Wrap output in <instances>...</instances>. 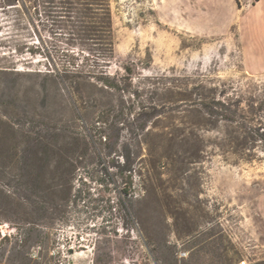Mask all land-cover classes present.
Returning <instances> with one entry per match:
<instances>
[{"label": "rangeland", "instance_id": "obj_1", "mask_svg": "<svg viewBox=\"0 0 264 264\" xmlns=\"http://www.w3.org/2000/svg\"><path fill=\"white\" fill-rule=\"evenodd\" d=\"M24 1L29 15L0 0V162L18 157L0 171V264H58L53 249L75 264H185L201 240L264 264V141L233 153L223 123L206 130L182 100L203 87L264 110V0H109L117 87L92 82L81 99L44 75L37 51L61 43L41 1ZM27 129L56 146L30 162ZM13 175L33 190L10 208Z\"/></svg>", "mask_w": 264, "mask_h": 264}, {"label": "trees", "instance_id": "obj_2", "mask_svg": "<svg viewBox=\"0 0 264 264\" xmlns=\"http://www.w3.org/2000/svg\"><path fill=\"white\" fill-rule=\"evenodd\" d=\"M39 1H41L44 14L49 20L50 30L47 31L49 37L53 39L56 37L61 43V46L52 45L51 49H47L42 45L40 50L37 51L38 55L46 61L44 75L52 77L56 82L54 84L56 87L69 94L79 96V99H81L83 89L92 82L104 89L111 90L117 87L113 78L107 72V66L113 58V35L109 0ZM235 1L238 4V1ZM13 5H20L21 9L29 15V9L24 0H17V3ZM40 42L42 43L41 40ZM79 58L82 59L80 63L77 62ZM193 93L194 99H192L190 94L182 100L191 102L195 112L202 116H207L206 121H204L206 130H217L219 129V123H223L227 135V144H231L233 153L237 149L248 151L251 141L252 143L264 141V124L261 122V116L257 117L260 112H264L262 108L255 109L253 104H251L249 106L250 110H247V112L241 107V100L229 98L225 93L217 92L214 89L201 87ZM246 112L250 113L252 118H248ZM26 131L27 133L23 134L26 138L29 137L28 133L37 135L36 138L31 140L27 138L22 147L23 152L26 149L31 152L30 162L37 160V151L39 149L45 150L50 145L56 146L55 143L50 144L40 138V135L34 130L27 129ZM100 136L102 137L104 134ZM152 152L156 153L157 150H152ZM7 159L6 162H0V171L17 164L18 157L15 152H8ZM68 159L71 160L68 157L62 162L64 168L62 175L66 177L75 168L74 163ZM152 168H156L155 163L152 164ZM67 181V178L64 179L65 187H68ZM12 182L17 184L19 182V185H22L23 192H21L22 196L19 199L7 195L4 196L9 207L29 203L33 190L29 180L16 181L13 175L7 178L6 184H11ZM131 185L132 182H130ZM1 192L3 194L0 189V197ZM37 208L39 211L44 210L42 206ZM28 218V212H26L23 219L24 223H31ZM33 230L29 228L26 232L30 235ZM39 237V234L35 233L34 242H37ZM5 238L6 236L1 238V240ZM204 241L206 240L196 243V245H199V249L191 260L185 264H199L202 255L209 256L212 264H231L234 260L239 259L237 252H234L232 256H228L227 248L221 241L212 240L207 245L201 244ZM173 263H176V260Z\"/></svg>", "mask_w": 264, "mask_h": 264}, {"label": "built area", "instance_id": "obj_3", "mask_svg": "<svg viewBox=\"0 0 264 264\" xmlns=\"http://www.w3.org/2000/svg\"><path fill=\"white\" fill-rule=\"evenodd\" d=\"M2 235L4 236L3 233H2ZM38 249L39 248L32 250L31 256L33 258L37 257ZM51 255L57 257V263L58 264H75L67 252H58L57 250L53 249L51 252ZM186 256H187V252H185V251H179L178 252V258L179 259H183ZM244 263H245L244 261L240 262V264H244ZM123 264H136V263L132 260H125L123 262Z\"/></svg>", "mask_w": 264, "mask_h": 264}]
</instances>
